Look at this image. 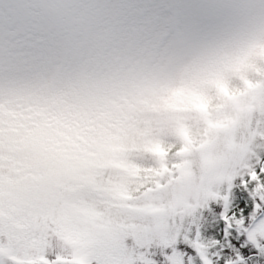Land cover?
<instances>
[{"label": "rangeland", "instance_id": "rangeland-1", "mask_svg": "<svg viewBox=\"0 0 264 264\" xmlns=\"http://www.w3.org/2000/svg\"><path fill=\"white\" fill-rule=\"evenodd\" d=\"M118 2L0 0V76L33 71L52 59L64 61L67 55L73 60L90 53L94 64L108 61L109 66L120 59L117 71L124 65L125 70L137 66L144 71L154 61L148 64L150 78L133 88L136 111L112 142L111 147L118 148L88 155L71 170L63 161L50 165L39 148L23 150L19 160H27L35 174L14 184L10 179L15 170L0 167L4 175L0 206L5 203L20 223L35 231L33 221L45 220L39 226L40 240L37 235L30 241L27 230L21 236L0 230V264H256L258 257L251 248L247 261L235 251L220 261L212 237L216 219L234 201L233 187L264 161V77L256 87L210 112L191 106L199 95L184 88L183 79L185 68L195 61L213 52L221 54L241 37L262 35L264 0H157L166 5L167 13L160 18L167 27L152 30L144 57L137 54L133 60L129 51L136 30L121 52L95 31L101 16L120 9ZM151 15L153 20L157 17L155 11ZM198 17H210L212 22L198 26L189 22ZM167 31L166 44L156 51L159 35ZM108 47L106 61L103 53ZM117 71L109 79L119 80ZM55 72L56 66H50V73ZM138 124L144 128H132ZM192 126L203 129L202 145L180 155L177 166L147 192L132 198L119 194L118 187L130 184L114 166L122 157H143L135 148L138 143L180 137L181 130ZM80 170L87 172L86 177L78 176ZM88 189L105 192L112 201H91ZM86 201L99 213L80 214L78 203ZM252 204L256 209L250 217L233 226L248 232L256 244L264 241V188L253 196Z\"/></svg>", "mask_w": 264, "mask_h": 264}, {"label": "trees", "instance_id": "trees-1", "mask_svg": "<svg viewBox=\"0 0 264 264\" xmlns=\"http://www.w3.org/2000/svg\"><path fill=\"white\" fill-rule=\"evenodd\" d=\"M116 5L120 9L113 15L101 16L103 20L95 27V31L111 39V48L121 52L132 30H136L129 57L132 60L137 54L144 57L145 47L153 39L151 31L167 27L165 20L160 18L167 13L166 5L158 4L157 0H119ZM123 5L130 7L126 9ZM153 11L157 16L154 20L151 19ZM150 23H153L151 29ZM168 35L169 31L161 37L159 35L156 51H160L166 44ZM109 51L110 47L107 53H103L104 60L105 57L108 58ZM153 57L156 58V53ZM107 62L104 65L94 64L90 53L73 60L67 55L64 61L57 63L52 59L46 64L38 65L33 71L23 74L10 72L0 76V167L15 170L10 183L27 180L35 174L27 160H19L23 150L39 148L50 165L63 161L71 170L76 164L85 161L88 155L118 148L111 147L112 142L119 130L132 120L129 116L136 111L132 102L133 88L150 78L148 70L154 61L148 62L150 66L147 64L144 71H140L137 66L125 70V65L117 71L120 59L115 61L114 66H109ZM50 66H56L53 75L50 73ZM115 71L120 79H109ZM263 77L264 33H254L239 38L232 48L221 54L213 52L203 61L188 65L184 70L183 87L194 90L199 95L191 103L197 112H210L221 107L225 100L234 99L256 87ZM175 94L179 97L180 93L175 91ZM132 128L141 130L144 127L138 124ZM202 130L195 126L185 127L181 130L180 137L143 141L135 145L143 157L126 155L114 165L130 179L127 187H118L119 194L132 198L152 189L162 174L177 166L176 159L180 155L190 147L203 144ZM78 173L79 177H86L87 174L83 170ZM3 176L0 173V180ZM262 188L263 160L257 170L248 173L233 187L234 201L224 208L222 215L227 214L234 225L241 222L243 217L235 219L233 215L240 211L238 202L244 200L252 204L253 196ZM86 194L94 202L111 200L105 192L95 189L86 190ZM91 201L78 203L80 214L91 217L94 213H99V209L92 206ZM221 216L216 219L217 224ZM33 222L37 231L20 223L5 203L0 206V230L8 232V236L25 235L27 230L29 240H36L39 226H43L45 220ZM212 241L216 243L214 234ZM254 261L260 264L262 258Z\"/></svg>", "mask_w": 264, "mask_h": 264}, {"label": "snow or ice", "instance_id": "snow-or-ice-1", "mask_svg": "<svg viewBox=\"0 0 264 264\" xmlns=\"http://www.w3.org/2000/svg\"><path fill=\"white\" fill-rule=\"evenodd\" d=\"M189 22L198 26L209 24L212 21L210 17H198L192 18ZM237 207L240 211L239 213H233L235 219H241L242 217L249 218L250 214L256 209L255 204L246 203L244 200L239 201ZM246 225L247 220L245 222ZM248 231H251V229ZM213 233L215 235L216 251L219 254L220 261H225L226 256L232 254L233 251L247 261L249 257L246 253L250 248L255 250L258 258H264V253L261 252V248L264 247V241H258L256 244H253L249 239L248 232L243 229L237 231L233 226V221L227 214L221 216L220 222L213 229Z\"/></svg>", "mask_w": 264, "mask_h": 264}]
</instances>
